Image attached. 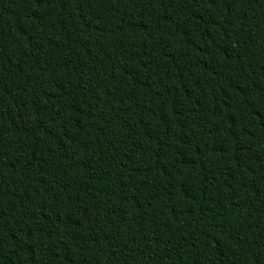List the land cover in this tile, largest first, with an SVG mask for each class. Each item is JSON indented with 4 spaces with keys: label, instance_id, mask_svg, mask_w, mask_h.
Instances as JSON below:
<instances>
[{
    "label": "trees",
    "instance_id": "trees-1",
    "mask_svg": "<svg viewBox=\"0 0 264 264\" xmlns=\"http://www.w3.org/2000/svg\"><path fill=\"white\" fill-rule=\"evenodd\" d=\"M0 264H264V0H0Z\"/></svg>",
    "mask_w": 264,
    "mask_h": 264
}]
</instances>
